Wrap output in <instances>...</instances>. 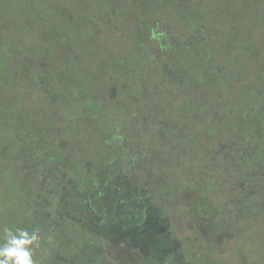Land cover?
Listing matches in <instances>:
<instances>
[{"label":"rangeland","instance_id":"374dc122","mask_svg":"<svg viewBox=\"0 0 264 264\" xmlns=\"http://www.w3.org/2000/svg\"><path fill=\"white\" fill-rule=\"evenodd\" d=\"M112 12L119 13L110 19ZM191 17L202 21L187 35ZM165 29L180 34L168 35L161 50L144 51L149 32ZM34 71L47 75L48 103L32 99L26 87ZM164 78L167 86L154 98L131 92ZM173 83L181 84L188 101L173 94ZM132 106L145 112L155 107L169 127L161 138L163 128L153 118L142 142L173 140L182 154L190 147L199 151L188 167L172 160L140 179L126 171V158L116 154L131 153V145L122 150L105 141L118 124L131 126L124 110ZM162 109L168 110L164 117ZM229 150L240 166L233 178L209 160L227 161ZM48 151L60 152L76 171L93 165L71 179L103 210L96 217L101 226L120 205L124 212L139 209L132 219L138 224L146 203L130 197L148 190L170 230L163 245L155 246L162 235L141 234L88 248L91 233L77 227L68 238L53 228L61 257L37 248V264H264V0H0V242L5 228H15L10 221L31 207L33 176L24 172L23 160ZM198 162L214 172L203 173ZM23 218L26 225L29 218Z\"/></svg>","mask_w":264,"mask_h":264},{"label":"trees","instance_id":"16d2710c","mask_svg":"<svg viewBox=\"0 0 264 264\" xmlns=\"http://www.w3.org/2000/svg\"><path fill=\"white\" fill-rule=\"evenodd\" d=\"M125 11V10H123ZM120 12V11H119ZM118 12V13H119ZM117 12L111 13L109 15L110 19L115 18V16L118 14ZM201 19L198 17H191V19L187 18V21L185 23L186 25V34H191L194 32L193 28L196 26L198 29H200ZM141 24L140 22H138ZM137 23V24H138ZM133 30L136 29L137 25L133 24ZM166 31L160 32L157 30H153L152 32H149L148 37L145 42H143V50L144 51H152L154 47H157L161 50L160 46H164V44H168L167 40L168 35L171 36L173 34L174 36H179V31H172L173 33L168 32V29H165ZM202 29L200 30V32ZM168 33V34H167ZM186 35V36H187ZM188 37V36H187ZM187 37H185V46L188 43L186 40ZM188 45V44H187ZM123 63V61H122ZM219 66V65H218ZM217 71V70H216ZM218 74H220L217 71ZM216 75L218 76V74ZM123 77L127 76L125 74H122ZM122 77V76H121ZM120 77V78H121ZM168 79H162L157 84L152 85L150 88H143L142 92H145L147 94L150 93L151 97L154 98V95L159 92L160 90L166 88L167 84L165 83ZM27 88H30L31 92V98L35 99L37 101L46 103L47 101L51 100L53 95L51 93V88L49 85V82L47 80V75L42 72L34 71L33 76L27 78ZM181 84L177 86V83H173L172 86L169 87V89L173 92V94H176L177 96L180 95L185 101H188V96L183 95L181 93V87L179 88ZM25 87V88H26ZM128 92V91H127ZM134 95L140 96L137 94L138 90L132 89L131 91ZM158 94V93H157ZM114 99V98H113ZM48 103V102H47ZM149 109H147V112L141 110L140 108H136L134 106L129 108V111L127 112L129 121L131 123V126H128V123H123V125L118 124L107 136L106 138V144L110 148H114L115 145H122L126 144L131 145V152H137L141 151L143 152V158L148 161L147 168H144V165H141L144 162L141 160V158L136 159L130 157L127 159V169H130L129 173L134 174V178L140 179L141 175L150 173L151 169L154 168V165H160V166H169V162L172 160H179V162H183L187 164V167L189 166L192 159H189V157L192 154H196V149L189 148L187 151H183L182 154V146L179 142L177 145L173 144L176 143V141L166 142L165 140H157L156 142L149 140L146 142L141 141L142 135H148L151 130V124H153V121H150L154 118V120L158 121L160 125L162 126L161 130V138L165 135H163V130L167 131L169 127L166 125V118H161L159 111L155 109L153 106H148ZM163 110V116L167 115L166 109ZM158 115V116H157ZM125 116V118H126ZM150 121V123H149ZM66 122V121H65ZM69 126L68 130L71 131V127L73 126V122H67ZM75 125V123H74ZM120 125V126H119ZM177 128V126H175ZM181 135L180 137L183 139L184 136H182V131L179 132ZM150 136V135H149ZM34 144H36V141H33ZM228 146V145H227ZM230 149L232 148L231 145L228 146ZM129 151V150H128ZM251 153L249 152L247 154H244L245 158L248 159V157H251ZM47 154V156H46ZM132 153H129L131 155ZM235 152L232 150H229V155L227 161H223L220 163H217L215 159H209L210 164L219 166L218 168H221L222 170H225L229 175L226 176L228 178H233L235 173L239 172L240 166L238 165L236 159H235ZM125 157L124 152L121 151L120 154H116V157ZM153 157L158 158L157 162L152 163L150 159ZM25 159V158H24ZM23 160V159H22ZM65 158L63 155H61L60 152H44L43 154H36L27 157L23 162H25L26 167H24V172L28 173V176H33V182L30 185L31 191H29L27 194H30V201H31V207L29 211L22 212V216L16 217L15 221H10L11 225H15V228H26L29 231L33 229H38L40 234V247L38 248L42 254L46 255H56L58 257H61L59 253H56L54 251V248L58 245V238L56 237L53 228H56L59 231H62L63 233H66V236L68 232H76L77 227L81 228V232L85 233H91L93 238H89L87 241V247H95L100 245V247L104 246L107 242H111L114 244V242L120 238L123 239H134L140 236L141 234H147V235H154V236H163L161 237L162 240L156 241V245H163V241L166 240L169 234V221L168 217L165 215L163 209L161 207L157 206L155 204L154 198L151 196L150 192L148 190H141V194L133 195L130 197L132 201L140 200V198L145 201V206L143 207L142 213L144 214V218L136 225H134V221L132 219H135V212L138 211L140 214L139 209L137 208L135 211L131 210L129 212H124L122 209V206H115L114 209H111V212L107 214L108 221L106 222L105 226H101L97 223L96 217L97 215H103V210L100 209L98 211L96 208L92 205L91 200L89 201L88 197L83 196L81 191V188H84L82 186H79L77 182L73 181L71 179L73 173L79 174V175H85V173L88 174L89 169H93V165L91 163H84L83 167L80 170L76 171L72 168H67V165H65ZM189 163V164H188ZM208 164V162H198V165L200 167V171H202L205 174H212L214 172V168L211 167V165ZM115 165V164H114ZM183 165V164H182ZM71 167V166H70ZM186 167V168H187ZM167 172V168H162ZM87 171V172H86ZM124 171V172H126ZM160 172V171H158ZM152 179V177H150ZM151 179H148V183H151ZM153 180V179H152ZM107 186V184H106ZM137 187H140V185H135ZM146 189V187H145ZM180 190V189H179ZM179 190L176 191L179 193ZM38 191V193H37ZM175 195V193H174ZM174 197V196H173ZM109 198V197H108ZM104 200V199H103ZM210 203V201H207ZM250 204H246V206H243L244 211L248 212L250 211V208L248 207ZM262 207H258V209L255 211L256 214H260L262 212ZM218 213V212H217ZM26 214L29 218V222H25L27 219L23 218V215ZM18 216V215H17ZM111 217V218H110ZM228 212H223V221L226 225L228 221ZM17 219L20 221L16 222ZM90 220H93L91 222ZM129 222L130 227L129 228H123L124 222ZM17 223V224H15ZM22 223V226L20 224ZM98 225H97V224ZM110 224L116 225L113 229L114 232H110ZM230 234L229 238L233 237V230L230 228ZM105 231V232H104ZM62 233V234H63ZM89 235V236H91ZM113 236H116V238H113ZM68 237V236H67ZM69 238V237H68ZM104 240V241H101ZM73 243V241H71ZM57 244V245H56ZM41 254V255H42ZM102 256V255H101ZM101 258L100 256H98ZM122 259V258H121ZM76 260H73V263ZM66 262L68 260L66 259ZM100 263L102 264V259L100 260Z\"/></svg>","mask_w":264,"mask_h":264},{"label":"clouds","instance_id":"9594fccd","mask_svg":"<svg viewBox=\"0 0 264 264\" xmlns=\"http://www.w3.org/2000/svg\"><path fill=\"white\" fill-rule=\"evenodd\" d=\"M39 247L38 229L5 228L0 242V264H37L34 253Z\"/></svg>","mask_w":264,"mask_h":264},{"label":"flooded vegetation","instance_id":"af4514ba","mask_svg":"<svg viewBox=\"0 0 264 264\" xmlns=\"http://www.w3.org/2000/svg\"><path fill=\"white\" fill-rule=\"evenodd\" d=\"M138 90V92H137V94H139V95H141L142 94V89H137ZM111 97H108L107 99H110ZM130 108V107H129ZM129 108L127 109V111L126 110H124V112H125V116L127 115V112L129 111ZM126 118H128V116H126ZM129 151H127V155H125V157H122V159L123 158H126V159H124V160H127V159H129L130 157H132L133 159L134 158H136V159H139V158H142L143 157V152H142V148H141V151H137V152H131L132 154L131 155H129V153H128Z\"/></svg>","mask_w":264,"mask_h":264}]
</instances>
